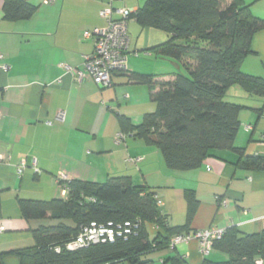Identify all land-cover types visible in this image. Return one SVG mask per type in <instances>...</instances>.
<instances>
[{
	"label": "crops",
	"instance_id": "1",
	"mask_svg": "<svg viewBox=\"0 0 264 264\" xmlns=\"http://www.w3.org/2000/svg\"><path fill=\"white\" fill-rule=\"evenodd\" d=\"M27 1L37 11L28 19L11 20L5 18V0H0V264H21L14 251L34 247V231L55 223L48 218L27 219L21 202L64 199V181L58 182L61 174L66 181L96 183L128 177L134 185L155 192L173 227L186 223V192L191 191L199 207L189 233L232 226L242 234L264 231V172L237 165L240 157L235 151H216L196 170L174 171L145 139L130 135L118 139L123 133L119 116L139 125L156 109L150 87L131 82L130 75H153L155 82H162L185 69V61L169 62L156 50L169 40L166 32L143 28L132 19L127 72L115 74L108 88L91 79L77 83L65 68L81 69L85 57L93 53L94 40L84 38V33L106 25L99 17L101 10L136 12L146 0ZM243 1L264 19V0ZM251 48L253 54L242 70L264 77V31L254 36ZM166 64L174 70L165 72ZM231 93L238 96L241 91ZM242 105L248 108L240 113L234 146L246 155L264 157V111H260L264 100L254 98ZM60 114L63 121L58 120ZM23 161L26 166L19 174ZM153 254L148 257L153 264H170L166 261L177 254L188 264L229 259L214 249L203 257L196 242Z\"/></svg>",
	"mask_w": 264,
	"mask_h": 264
},
{
	"label": "trees",
	"instance_id": "2",
	"mask_svg": "<svg viewBox=\"0 0 264 264\" xmlns=\"http://www.w3.org/2000/svg\"><path fill=\"white\" fill-rule=\"evenodd\" d=\"M3 11L6 19L23 20L37 7L27 0H5ZM133 18L143 28L166 32L169 40L156 50L178 63L185 61L188 73L178 72L172 80L162 82H155L153 75L132 73L131 82L150 87L156 109L145 114L139 125L119 116L123 133L156 146L170 170H196L216 151L228 149L239 155L237 165L264 172V157L246 155L244 149L234 146L240 113L248 107L226 101L229 91L237 88L252 99L264 100V77L242 70L253 54L254 36L264 31V19L253 14L251 5L243 0H146ZM63 187L67 189L64 199L21 202L27 219L55 222L34 231V247L14 251L21 264H153L148 258L151 254L173 250L170 242L174 236L190 234L199 207L195 194L187 191L186 223L173 227L158 207L155 192L134 185L128 177L104 183L66 181ZM93 221H131L139 228L128 240L65 250ZM59 247L60 253L56 252ZM213 249L229 259L204 264H256L264 260V231L242 234L232 226L214 241ZM166 262L188 264L178 254Z\"/></svg>",
	"mask_w": 264,
	"mask_h": 264
},
{
	"label": "built area",
	"instance_id": "3",
	"mask_svg": "<svg viewBox=\"0 0 264 264\" xmlns=\"http://www.w3.org/2000/svg\"><path fill=\"white\" fill-rule=\"evenodd\" d=\"M56 0H46V4H53ZM135 12L129 9H114L112 7L103 9L99 13V17L106 22L104 27H97L91 31L84 33V38H92L94 40V51L90 56L85 57L83 67L75 69L65 67L69 72L74 74L77 83L91 79L100 88H108L112 86L113 76L117 73L127 72L129 59L130 38L128 33L129 22L134 19ZM136 57L139 53L134 54ZM3 57L0 55V59ZM3 69H7L3 66ZM63 115L58 117L62 120ZM126 135H119V141H122ZM26 166L23 161L19 167L21 174ZM67 177L61 174L58 182H65ZM66 188V186H65ZM67 189H64V194ZM158 207L164 206L163 201L155 197ZM226 205V203H224ZM139 225L131 221L116 223L113 221L107 223L91 222L82 228L80 234L74 240L67 243L64 247L68 251H76L91 246L105 245L115 243L118 239L128 240L136 235ZM226 229L210 227L208 229L199 230L190 234H180L172 238L170 248L175 249L183 243L196 242L200 253L203 257L209 256L213 249L215 240H219L225 234ZM62 248H56V252L60 253ZM256 264H264V260H258Z\"/></svg>",
	"mask_w": 264,
	"mask_h": 264
},
{
	"label": "rangeland",
	"instance_id": "4",
	"mask_svg": "<svg viewBox=\"0 0 264 264\" xmlns=\"http://www.w3.org/2000/svg\"><path fill=\"white\" fill-rule=\"evenodd\" d=\"M142 57L143 56H141V58ZM167 59H169V62H174V60H172L170 58H167ZM166 66H167V69H166L165 72H172L171 69L174 70L170 64H166L165 67ZM182 73L187 74L188 71H186L185 69H183L182 70ZM168 74H170V73H168ZM255 99H258V98H255ZM226 101L229 102V103H232V104H240V105H242L245 102L252 101V98L250 97V95L247 92L241 91V93L238 96H236L233 93L229 94L226 97ZM151 255H154V254H151ZM157 264H159V263H157Z\"/></svg>",
	"mask_w": 264,
	"mask_h": 264
}]
</instances>
